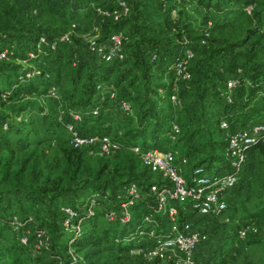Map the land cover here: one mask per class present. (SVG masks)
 <instances>
[{
  "label": "rangeland",
  "instance_id": "374dc122",
  "mask_svg": "<svg viewBox=\"0 0 264 264\" xmlns=\"http://www.w3.org/2000/svg\"><path fill=\"white\" fill-rule=\"evenodd\" d=\"M140 2H143V5L147 8L152 5L157 8L161 6L164 10L163 12L172 13L170 19H173L171 21L179 16L178 10L182 9L183 13L179 21L183 26L179 27L178 35L166 33L165 36L164 32L162 34L164 39H162V42L158 40V43L159 46L168 45V52L165 50L164 53L161 52V55L165 57L162 62L171 66L180 53L181 45L179 40L186 35L192 39V45L197 57L191 61V67L195 74L193 82H196V69L200 63L199 56L202 54V50L206 49L200 45L199 40L202 38L206 28L208 29V22L211 21L204 22L202 20L206 14L204 7L198 4V0H166L163 4L159 0H138V3ZM251 3L246 4L243 11H226L225 14L230 19L229 24L226 26L211 25L208 30L210 31V41L213 45L240 46L249 40L250 37H253L251 31L255 29L256 21L253 16V9L250 13L247 9ZM252 4L254 6V3ZM213 11L208 12L210 16H215ZM85 12L86 10L75 11L71 5L65 9L60 7L57 10H53L44 0H0V36L20 37L19 35L44 33L53 39L60 33L70 35L68 42L59 43L58 52L46 53L34 60H28L27 54L26 57H22L21 61L18 62L17 73L10 76L11 82L14 84L12 89H17L14 94V90H12L13 99L8 100L9 98H7L4 104L0 103V115L4 114L15 117L13 128H8L6 122L3 123L2 127V131H4L2 134L8 137L10 148L15 152L11 174L7 179L0 182V193L4 194L3 198H0V212L7 213L11 217V226L9 228L3 227V223L0 222V264H38V260H40L39 264H42L49 260L50 250L48 248L52 246L53 238L60 243L59 245H62L61 243L69 244V248L66 250L69 254V264H157L156 259L151 257L147 251H140V248H146V242L143 240L138 241L135 234L133 235V248L128 251H121L111 245L124 227L122 222L110 221L108 219L106 211L110 205L105 202L99 203L95 208L96 214L95 217H92V220H83L82 217L84 215H81L83 223L80 222L78 227L76 219L74 222H71V225L65 224L66 221L62 222L64 229L60 230L66 233L58 239L59 237L55 238L54 231L51 230L47 220L44 218L47 211L45 203L35 204L34 201H30V208L28 209L29 222L26 223L23 229L20 230L19 228L15 230V225H20L21 223L20 218L22 213L19 210V205L22 202L21 197H24L23 195H26V192L36 191L48 175L50 177H62L63 184L66 187L72 188V192L77 191V193H82L83 198L86 195H92L91 192L94 190H99L100 188L103 190L109 188L111 190L113 186L133 178L144 179L147 183L161 180V175L143 167L138 157L127 146L119 152L108 155L79 148L83 156L80 162L73 156L70 159L71 163L66 159L67 155L64 150L71 146L72 142L66 119H63L62 111H68L71 107L73 108L72 104H76L75 101L78 98H74L75 93L71 94L69 93L70 91L68 95L62 94V96L56 97L57 89L62 92V90L64 91V87H69L68 85L74 82L75 72L78 67L76 65H78L79 59L83 61L82 79L90 77L87 75H89V69L92 66L91 62H93L91 57H93L95 61L93 63L97 68L109 65L101 60H97L88 51L87 45L90 41L94 39H106V35L111 28H126L125 24L129 25V28H134L132 22L123 20L119 21L121 24H113L107 29L109 24L106 25V22L102 19V15L95 11L98 14L97 19H95V17H87V13ZM95 12L92 14L96 15ZM217 16L219 15L217 14ZM159 18L158 14L157 19L159 20ZM128 30L130 31V29ZM21 40L24 39H20V42H17V44L14 42L6 43L5 46L12 44L15 47V52L17 50L21 52L32 50L35 39L29 42V48L24 46ZM10 59L13 61L12 58ZM46 60H48L47 64L45 63ZM122 62L124 60L116 64ZM47 65H50V69H46V71L44 67ZM56 67L57 69L58 67L62 69L59 80H55L57 74ZM28 68L36 70L37 73L28 80L26 78H19ZM51 73L53 78L51 77ZM6 76L5 73L0 74V82L7 80ZM82 79L77 83L76 94L79 96L83 85ZM38 80L39 83L51 81V92H47L45 96L35 92L31 87L32 83H38ZM16 83L17 85L15 86ZM102 83L100 82L99 84ZM40 85L45 86V84ZM43 86H40V88L42 89ZM162 93H165V91ZM9 94L11 96V91ZM9 94L2 93V98L6 99V96ZM184 97L187 99L186 96ZM23 106L26 110L23 109L25 112L21 113ZM27 109L35 110V112L28 111ZM170 118L171 124L173 119L172 117ZM188 118L191 120V117H175L174 121L176 122L178 119L180 127L183 126V133L187 131L186 135H193L195 134L194 131L197 132V128H194L189 122L184 123ZM147 128L152 130L154 126L150 123ZM2 134L0 132L1 137ZM144 135L145 133L142 131L136 136L137 138H142ZM149 139L153 140L154 138L151 135ZM177 139L175 141L170 140V146H167L163 142L162 146L157 145L156 147L174 148L178 150L180 156L184 155L185 153L182 152L185 149L173 146L177 142ZM221 144L222 147L220 149L221 151L223 150V154L216 152V157L219 159L215 158V160H221L225 163V167H228V161L224 158V152L227 147V142L224 138L223 140L221 139ZM248 155L252 178L247 185L241 186L238 190V197L218 217L219 221L217 223L223 226V232L219 234L217 229H213L214 239L219 243L220 237L226 232L228 234L227 240L223 247L210 256L211 258L206 259V264H212V262L214 264H264V155L262 153L255 154V158L251 152ZM193 162L192 160L189 162V165L183 166V168H188L187 172L183 171L186 176L190 175L192 166L196 164ZM252 165L256 166L257 169L255 170ZM207 167L211 169L212 166L211 164H207ZM90 182H96V184L93 185ZM250 183L252 186H250ZM102 184H105L106 187H103ZM113 188V194L115 195V188H118V186ZM82 189L85 192H81ZM16 191L22 194L12 197V193ZM67 197L60 196V199L67 200ZM87 202L84 205L86 213ZM74 204L81 209L83 208L79 202ZM66 206L72 207L73 205L62 204L61 211ZM73 208L76 209L75 206ZM144 208V204L141 203L140 206L130 209L133 227L140 221ZM83 213L85 214V212ZM35 222L37 223L36 225L43 223L40 226L42 228H36L32 224H35ZM247 223H252L257 230L250 233L247 239H239L236 231L240 226ZM167 226V222L163 220L162 227L166 228ZM74 230L84 232L86 236L90 234L94 235L93 242L80 245L76 249L75 246L70 244L71 238H69V234ZM16 232L19 233L18 238L20 242L22 241L21 238L25 235L28 236V239L32 240V244L28 248H23L20 244L18 247L12 246ZM106 233H109L110 238H105ZM42 239L45 241L43 242L44 245L40 244V247H36V243L39 244V240ZM98 240L99 242L97 243ZM127 241L129 240L126 239L124 242ZM205 250L206 247H203L199 254L201 255L202 251ZM201 259L205 260L203 256H201Z\"/></svg>",
  "mask_w": 264,
  "mask_h": 264
},
{
  "label": "built area",
  "instance_id": "2783aa9c",
  "mask_svg": "<svg viewBox=\"0 0 264 264\" xmlns=\"http://www.w3.org/2000/svg\"><path fill=\"white\" fill-rule=\"evenodd\" d=\"M159 1L163 4L166 0ZM247 9L250 13L253 4H250ZM95 11L102 15V19L120 21L129 16L131 7L127 0H117L114 7L99 4L96 5ZM208 24V29L211 25L213 26L212 21ZM208 29L206 28L199 40L203 48L211 45ZM57 36L56 39H52L47 34H37L32 50L27 52L28 60H34L46 53L58 52L59 43L70 40V35L67 33H60ZM129 41L130 35L125 28H111L106 39L90 41L87 49L97 60L114 64L126 58L127 53L124 46ZM179 43L180 53L170 67L173 80L170 99L174 104L180 101L179 84L193 83L195 79L191 67V61L196 58L192 39L186 35L179 40ZM261 44L264 47V38ZM14 54L15 47L12 44L5 46L0 49V61L9 59ZM158 58V52L154 50L148 52L150 61H157ZM36 73V70L28 68L19 78L28 80ZM243 73V67L236 65L227 77L224 86L218 90L219 101L227 105L236 104L238 91L247 84V78ZM96 87L98 91L104 90L101 84ZM158 90L162 93L164 88L160 87ZM120 107L124 112H130L131 104L126 97L120 100ZM90 110L91 115L98 116L103 108L100 103H94ZM62 113L74 147L108 155L119 152L127 146L138 157L143 167L161 175V180L152 181L148 187V195L155 201L150 205L153 211L143 213L140 224L136 228L135 236L138 241L146 242V248H140V251H147L151 257L172 264H206V260L201 259L199 252L203 247H206V250H216L218 242L214 239L212 230L217 229L219 234L223 232V226L217 223L218 217L238 197V190L241 186L247 184L252 178L248 154L251 145L259 140L264 141V118L246 122L228 109L219 123L223 138L227 142L224 158L228 161V167L224 166L226 169L219 172L209 169L204 163L194 164L190 175L186 176L183 166L189 165L190 155L180 156L178 150L174 148H152L140 144H129L118 136L121 133L112 135L107 129L88 130L81 127L86 115L84 109L71 107L68 111L63 110ZM180 133V124L172 121L169 139L175 141ZM145 183L147 181L144 179H133L122 185V196L116 199L114 204L111 200V190L94 191L87 202V214L95 215V208L99 203L105 202L110 205L106 211L108 219L110 221L120 219V222L126 223L131 220L129 212L131 207L139 203L142 196L146 194ZM63 211L69 218L77 220V227L80 222L83 223L78 211L73 207L66 206ZM157 215L168 218L166 228L161 226L159 218H154ZM69 218L65 222L67 225H71ZM19 228L20 225H15V230ZM256 230L252 223H247L237 229V237L242 240L247 239L249 234ZM21 240L23 244L29 242L28 236L25 235ZM43 240H39L40 243H36L35 246L44 245Z\"/></svg>",
  "mask_w": 264,
  "mask_h": 264
},
{
  "label": "crops",
  "instance_id": "0c3cea01",
  "mask_svg": "<svg viewBox=\"0 0 264 264\" xmlns=\"http://www.w3.org/2000/svg\"><path fill=\"white\" fill-rule=\"evenodd\" d=\"M98 2L99 0H89L86 3V6L81 10H86L85 13H87V17H95V19H97L98 14L95 12V7L96 5H99ZM163 11L164 10L161 6L157 8L152 5L147 8L146 15L150 22L149 36L155 37L158 40L164 39V36L162 35L164 32L165 36L166 33L172 34V32L164 26L165 19L171 18L170 16L172 13H165ZM94 12L96 15L92 14ZM158 14L160 17L159 20L157 19ZM229 21L223 26L229 24ZM125 26L126 30L130 29L129 25L125 24ZM19 36L20 37L15 36L14 39H16L17 42H20V39H24L21 40V42L27 44L28 34ZM1 38L5 39V41H7L6 43H8L13 37L4 35ZM243 44V46H246L247 42H244ZM26 54L27 51L21 52L17 50L18 56L15 57L13 61L19 65L18 62L21 61L22 57H26ZM258 54L260 60H263L262 62L264 63V55L257 53V56ZM91 58L95 63L93 57ZM216 58H218L219 61L217 64L218 66L214 68L216 73L212 78V85L208 84V88H205L207 83L205 84V81L200 80L199 76V78L197 77L196 82L179 84L180 101L175 104L170 99L171 85L173 84L170 70L171 66L162 62L159 66L152 67L149 70L150 81L148 80V82L145 78L147 75L142 68L135 66L132 58H128L126 61L119 64H116V62L98 68L93 62H91L92 66L89 69V75H87L90 77L87 79H82L81 71L83 69V61L81 59L78 65H76L78 67L75 72L74 82L71 85H68L69 87H64V91L62 90V92L57 89L56 97L62 96V94L68 95L69 91L71 94L75 93L74 98L78 99L75 101L76 104H72L73 107L82 110L84 109L86 112L85 116L92 117L87 121L86 128H90L91 130L107 129L114 135L121 133V135L118 136L127 142L129 141V144H140L145 147H156L157 145L162 146L164 143H166L167 146H170V139L168 137L171 127L170 117H172L173 121L175 117H191V120L188 118L184 123L189 122L192 124L194 128H197V132L194 131L195 134L193 135H186L187 131L183 133L182 126L177 142L173 144V146L175 145L177 148L181 147L182 149H185L182 153L190 155L192 158L191 161H194L193 163L211 164V170H218L221 172L225 169V163L221 160L216 161L215 158H218L216 157V152L223 154V150L221 151L220 149L222 145L221 139L223 140V133L219 127V123L228 109L218 101L215 90L223 87L225 84L224 77L227 74L226 69L230 70L232 67H229V64L227 63L229 58L228 53H220ZM45 63L47 64L48 60H46ZM46 67H44L45 70L50 69V65H47ZM56 71L57 74L55 80H59L60 75L62 74V69L60 67L57 69L56 67ZM51 77L53 78L52 73ZM81 79L83 80V85L79 96L76 94V91L77 83ZM253 81L254 80L250 77L247 78L246 86L238 91L237 94V100H239L238 103H242L243 105L236 106L233 109V113L237 114L241 120H246V122L252 119L256 120L264 118V99L259 100L260 95L258 94L249 95ZM50 82L51 81H45L39 83L38 80V83H32L31 88H33L35 92L45 96L47 92H51ZM100 82H103L101 84L104 86L103 91H98L96 87ZM40 84H45V86ZM16 85L17 83L15 86ZM10 86L13 87L14 84L11 83ZM40 86H43L42 89ZM160 87L164 88L165 93H160L158 90ZM203 88L205 89L204 93L201 92ZM13 96L11 99H13ZM184 96H186L187 99ZM124 97H126L131 104V110L129 113L124 112L120 107V100ZM94 103H100L103 108L102 113L98 116L91 115L90 109ZM24 110L21 113H24ZM28 111L35 112V110L32 109H29ZM178 119L180 120V118ZM178 119L176 120L177 123H179ZM150 123L154 126L152 130L147 128ZM131 130H134V132H131ZM142 131L145 135L142 138H137L136 135ZM151 135L154 138L153 140L149 139ZM216 140H218V144L215 143ZM214 147L217 148L214 149ZM251 151L254 158L256 156L255 154L258 155L261 153L258 148L251 149ZM252 166L255 170L257 169L256 166ZM183 171L187 172L188 168L184 167ZM251 183L250 186H252ZM61 196L66 197L67 195L63 194Z\"/></svg>",
  "mask_w": 264,
  "mask_h": 264
},
{
  "label": "trees",
  "instance_id": "16d2710c",
  "mask_svg": "<svg viewBox=\"0 0 264 264\" xmlns=\"http://www.w3.org/2000/svg\"><path fill=\"white\" fill-rule=\"evenodd\" d=\"M45 3L53 10H57L60 7H63L64 9L67 6H72V9L75 11H79L81 9H83L86 6V3L89 0H44ZM130 7H131V11L129 16L122 18L120 21H129L130 23L132 22L134 28H130V31L128 30V34L130 35V41L125 44L124 46V50L127 53L126 58L124 59V61H126L128 58H132V60L134 61L135 66L140 67L143 69L144 73L147 75L145 78L148 81L150 78L149 75V70L152 67H157L159 66L160 63H162L163 59H165V57H162L161 52L164 53V51L166 50L168 52V45H161L159 46V41L158 39H156L155 37H151L149 36V32H150V22L148 21V16L147 14V7L145 5H143V2L138 3V0H127ZM254 3L253 6V16L255 18L256 21V26L255 29H253L251 32L253 33V37H250L249 40H247V45L243 46L244 44L242 43L240 46L238 45H213V43H211V45L209 47H206L205 50H202V54L199 56L200 57V63L199 66L196 69V75L197 77H200V80L205 81V84L207 83V85H205V88H208V84L213 83V77L214 74L216 73L215 71V67L218 66V61L219 59L216 58L220 53H228L229 54V58L227 60V63L229 64V67H232V69L228 70L226 69V75H225V81L227 79V77L229 76V74L233 71V69L235 68L236 65H241L244 69V76L246 78H251L253 81V85H252V89L249 93V95H260L259 100L264 99V63L262 62L263 60H260L259 58V54L257 56V53L263 54L264 55V47L262 46V39L264 38V0H198V4L202 5L205 9L206 14L203 17V21L207 22L209 20H211L215 25H224L227 21H229L230 19L227 17V15L225 14V12H233V11H243L246 4L248 3ZM99 4L102 5H106L108 7H114L117 3V0H99L98 2ZM251 3V4H252ZM214 10V15L215 16H210V13H208L209 11ZM182 9L178 10V17H175V19L173 21H171L172 19L170 18H166L164 26L166 29H168L169 31H171L172 33H174L176 36L179 33V30L181 26H183L180 23V19H181V15H182ZM217 14L219 16H217ZM106 22V25L109 24V26H107V29H109L113 24H121L119 21L115 22L112 19L106 18L103 19ZM106 27V26H105ZM109 27V28H108ZM135 29V30H134ZM38 34V33H37ZM36 34V35H37ZM36 35H28V42L27 44L22 43L24 46H27L29 48V42H32L36 37ZM2 36H0V49H2L6 42L5 39L1 38ZM15 37L12 38V40H10L8 43L10 42H14L15 44H17V40L14 39ZM157 40V41H155ZM168 41V40H166ZM160 42H162V40H160ZM26 47V49H27ZM172 49V47H171ZM170 49V50H171ZM154 50L156 52H158L159 58L157 61H150L148 59V52ZM24 52V51H23ZM17 52H15V54L13 55V57H11L12 59H14V57H17ZM197 57V55H196ZM80 61V59H79ZM211 64V65H210ZM8 71V72H7ZM18 71V64H16L14 61H12L10 58L9 59H5V60H1L0 61V74H6V79L5 81L0 82V103L4 104L5 101L7 100V98H9L8 100H10L12 98V87H10L11 82V78L10 76H12L13 74H16ZM10 74V75H8ZM198 77V78H199ZM148 78V79H147ZM7 81V82H6ZM149 82V81H148ZM210 86V85H209ZM224 86V85H223ZM212 87V86H211ZM245 87V86H244ZM217 88V87H216ZM222 88V87H221ZM219 88V89H221ZM215 90L216 96L218 98V90ZM242 89V88H241ZM240 89V90H241ZM9 90V91H8ZM239 90V91H240ZM11 91V96L9 94V92ZM16 91H13V94ZM202 93L205 92V89L203 88V90L201 91ZM2 93H7L9 95L6 96V99L2 98L3 95ZM238 94V93H237ZM219 101V100H218ZM239 100H236V104L235 105H227L222 103L221 101H219L220 103H222V105H224V107L226 109L232 110L239 105H243L242 103H238ZM22 111L24 109V106L21 108ZM20 109V110H21ZM92 117H84L83 118V123L81 125V127H85L87 124V121L89 119H91ZM6 122L8 124V128H13L14 126V122H15V117H11L10 115H0V132L1 134L4 133V131H2V127H3V123ZM86 128V127H85ZM88 130H91L90 128H86ZM131 132H134V130H131ZM2 138V139H1ZM218 140L215 141V143H217ZM218 144V143H217ZM222 147V145H221ZM220 147V148H221ZM217 148V147H216ZM214 147V149H216ZM254 148H258L260 150V152L264 155V141L259 140L256 143H254L253 145L250 146V151L252 152L251 149ZM14 150L10 148L9 145V141H8V137L5 136L4 134H2V137L0 136V182H2L3 180L7 179V177L11 174V170L13 168V161H14ZM64 152L66 153L67 157L66 159L70 162L71 157H76L78 162H80L82 160V153L81 151H79V148L74 147V146H69L68 148H65ZM75 154V156H74ZM71 163V162H70ZM133 179H138V178H133ZM130 179L128 181H124V183L121 184H117L115 186H118V188L116 189V193L115 195L113 194V186L111 188V200L114 203H116V199H120V197L122 196V192H121V186L124 185L125 183L133 180ZM91 184L95 185L96 182H90ZM89 183V185H90ZM106 184V183H105ZM102 184L103 187L106 185ZM150 183H145L144 184V190L146 192V194L144 196H142V198L140 199V202L135 204L134 206H132L131 208L134 207H138L140 206L141 203L144 204V212L143 213H148L150 211H153L152 208L150 207L151 204H154L155 201L150 197V195H148V187H149ZM66 187L63 184V179L62 177H50V175L47 176V178L45 179V181H43V183H41L36 191H29L26 192V195H23L24 197H21L22 202L20 203V207L19 210H21V224H20V230L24 228V226L26 225V223L29 222L28 220V209L30 208V201H34L35 204H41V202L45 203L47 211L46 214L44 215L45 219L48 222V225L50 226L51 230L54 231V236H56L55 238L60 239V237H62L63 234H65L66 232L63 233V231H61L60 229H64V227L62 226V222L66 221L69 217L63 212L61 211V207L62 204H72L74 207L75 206V210L78 211L79 215L83 218V220H92V217H95V215L90 216L86 213V211H84V205L86 204L85 202H87V200L89 199V197L91 196L86 195L85 198L82 197V193H77L76 192H72V188ZM86 189V188H85ZM88 189V188H87ZM109 189V188H107ZM107 189L103 190V189H99L100 191H106ZM110 190V189H109ZM85 192V190H81V192ZM96 191V190H94ZM93 191V192H94ZM1 192V190H0ZM91 192V193H93ZM22 193L19 191H16L15 193H12V197H14L15 195L19 196ZM67 195V200H62L60 199L61 195ZM4 194L0 193V198H3ZM79 202V204H81V206L83 207L82 209L79 208L78 206H76L74 203ZM40 209V208H39ZM42 209V208H41ZM81 212V213H80ZM85 212V214L83 213ZM96 214V213H95ZM154 218H159V220L161 221V223L164 221L168 222V218L167 217H163V216H156ZM75 219H71L69 218L70 223L74 222ZM116 222H120V219H116ZM0 222L3 223V227L5 228H9L11 226V217L6 213H2L0 212ZM132 220L127 221L126 223H123V227L124 229L122 230V232L120 234H118L113 243H111V245L114 248H117L121 251L124 250H129L131 248H133V235L136 233V228L137 226L140 224V221L138 222V224L133 227V223H131ZM31 223V222H30ZM44 223V221H43ZM43 223L36 225L37 223L35 222L32 223L33 225L37 227H40L41 225H43ZM162 226V225H161ZM165 227V226H164ZM42 228V227H40ZM79 230H74L72 231L69 235L71 238L70 240V244L75 246L76 249H78L77 247H80V245H85L86 243H90L93 242V236L92 234L90 235H84V232H80ZM79 233V234H78ZM227 233L224 232L223 235L220 237V241L217 244V248L216 250H210L207 249L205 252L201 253V256H204V259H208L211 258L210 256L215 254V251H217L219 248L223 247V245L226 243L227 240ZM105 236V235H104ZM19 233L16 232L15 237L13 238V245L14 247H18V245L20 244V246H22L23 248H28L30 246L31 241L29 239V242L27 244H23L20 242L19 240ZM98 238V237H97ZM105 238H110L109 233H106V237ZM126 239H128L129 241H126ZM99 242V240L97 241V243ZM116 242V243H115ZM60 243L57 242L56 239L53 238V244L51 247H49L48 249L50 250V255H49V260L42 263V264H57V263H63V264H69L70 263V259H69V254L66 251L69 248V244L65 243H61L63 245H59ZM69 259V260H68ZM40 263V260H38ZM38 263V264H39ZM156 263L157 264H172L171 262H162L159 259H156ZM212 264H214V262H212Z\"/></svg>",
  "mask_w": 264,
  "mask_h": 264
}]
</instances>
